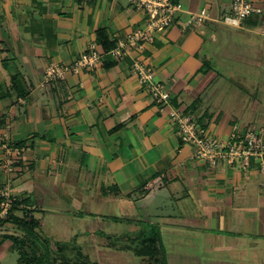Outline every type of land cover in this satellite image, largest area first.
<instances>
[{"label": "crops", "instance_id": "0c3cea01", "mask_svg": "<svg viewBox=\"0 0 264 264\" xmlns=\"http://www.w3.org/2000/svg\"><path fill=\"white\" fill-rule=\"evenodd\" d=\"M175 1L184 11L143 48L131 43L97 69L45 84L49 63L70 65L94 42L103 50L100 29L117 45L145 26L146 13L129 0H0V196L27 199L21 207L54 241L106 248L111 225H155L169 264L167 248H212L220 258L210 264L225 254V264H250L254 253L264 264L258 161L210 168L171 121L182 111L223 139L235 127H264V0H251L262 13L235 24L225 21L232 0ZM204 9L203 23L190 22ZM138 57L168 102L132 73ZM6 143L24 151L12 156Z\"/></svg>", "mask_w": 264, "mask_h": 264}, {"label": "built area", "instance_id": "2783aa9c", "mask_svg": "<svg viewBox=\"0 0 264 264\" xmlns=\"http://www.w3.org/2000/svg\"><path fill=\"white\" fill-rule=\"evenodd\" d=\"M137 9L144 11L147 15L144 27H139L130 32L125 39H119L115 48L109 53L114 57H122L128 52V46L136 43L137 49L143 48L146 42L153 39L157 31L168 29L184 11L183 4L175 0H129ZM232 15L225 18L226 22L244 21L254 14L262 13V9L253 5L251 0H232ZM208 17L204 9L198 13H191L190 22L203 23ZM105 53L98 48L94 42L90 48L84 51L72 64L67 65L60 62H51L44 71V83L50 84L65 74L79 73L82 70H94L103 64ZM132 73L139 79L142 87L157 101L168 102L170 91L165 84L156 79L155 70L145 59L134 58ZM171 121L175 124L181 142L192 144L195 147V157L205 162L210 168H215L219 162L229 166L243 164L248 166L251 159L258 161L264 172V127L250 125L246 129L235 127L228 138H220L212 134L209 129L199 124L194 117L183 114L182 111H173ZM1 138V136H0ZM12 156H18L24 151L23 147L7 145ZM11 159L6 168L12 165ZM264 188V182H263ZM4 201L1 203L2 212L5 216L11 207L12 200L6 193L2 194Z\"/></svg>", "mask_w": 264, "mask_h": 264}, {"label": "rangeland", "instance_id": "374dc122", "mask_svg": "<svg viewBox=\"0 0 264 264\" xmlns=\"http://www.w3.org/2000/svg\"><path fill=\"white\" fill-rule=\"evenodd\" d=\"M0 204L4 201V197H1ZM11 199V198H10ZM12 200V199H11ZM23 209L22 215L25 213L26 216H30L33 212L32 208L26 206L20 207ZM2 210V206H0ZM125 229V232L120 230ZM137 227L134 225H123L117 227L116 225H111L105 229V237L101 238V242L105 245L106 248H82L81 246H76L72 243H65L63 240L54 241L52 238L50 240L51 248H48L51 254L52 260L49 264H79V262H88L97 264H157L158 259L153 257H138L134 254L133 240H135L136 234L138 231L131 232L129 229L134 230ZM134 228V229H133ZM123 229V230H124ZM140 230V229H139ZM9 232V233H8ZM14 234L21 236L23 233L18 230L16 227L12 226V229H4L0 227V237L4 238V235ZM63 241V242H62ZM77 241V240H76ZM70 244V245H69ZM12 245L11 241H2L0 244V264H24L20 260V256L17 250L9 248ZM61 246L62 248H58ZM111 246L116 248H110ZM131 247V248H126ZM63 249V252H62ZM133 249V250H132ZM167 251L172 253L170 259L172 264H210V258H216L217 253L212 248H167ZM183 251L184 257L181 258L178 256V253ZM82 254V255H80ZM191 255L193 260L188 259L186 256ZM225 254V253H224ZM167 255V253H166ZM226 256V254H225ZM224 256V257H225ZM251 257V263L254 264V259L257 257V254H249ZM167 257V256H166ZM221 259L219 264H225ZM218 258H220L218 256ZM218 264V263H217Z\"/></svg>", "mask_w": 264, "mask_h": 264}, {"label": "trees", "instance_id": "16d2710c", "mask_svg": "<svg viewBox=\"0 0 264 264\" xmlns=\"http://www.w3.org/2000/svg\"><path fill=\"white\" fill-rule=\"evenodd\" d=\"M98 43L101 45L102 51L105 54H108L116 46L115 42L109 40L105 29H100L98 31ZM107 60V57H105L103 59V64H105ZM23 143L24 142H18L15 145ZM23 203L27 204L28 200L23 199L19 201L18 199H13L8 213L0 218V226L10 224L20 230L23 235L7 234L4 235L3 239L11 240L12 249L18 251L20 260L24 264H49L52 260L48 249L51 248L50 240L39 232V221L34 215L31 214L30 216H26L25 213L23 215L17 213L20 210L23 211V209L20 208ZM160 240L161 236L158 226L146 225L140 229L135 240H133V246H135L133 252L138 257H153L158 259L156 260L157 264H169L165 248H156L155 246L156 242L159 243ZM58 248L62 247L59 246ZM79 264H97V262L88 263L86 261L79 262Z\"/></svg>", "mask_w": 264, "mask_h": 264}]
</instances>
